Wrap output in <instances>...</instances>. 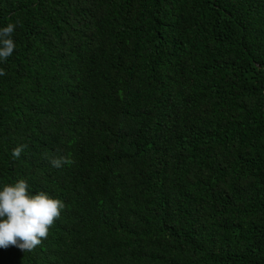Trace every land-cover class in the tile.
I'll list each match as a JSON object with an SVG mask.
<instances>
[{
	"label": "trees",
	"instance_id": "16d2710c",
	"mask_svg": "<svg viewBox=\"0 0 264 264\" xmlns=\"http://www.w3.org/2000/svg\"><path fill=\"white\" fill-rule=\"evenodd\" d=\"M16 22L0 183L65 207L0 264H264V0H0Z\"/></svg>",
	"mask_w": 264,
	"mask_h": 264
},
{
	"label": "clouds",
	"instance_id": "9594fccd",
	"mask_svg": "<svg viewBox=\"0 0 264 264\" xmlns=\"http://www.w3.org/2000/svg\"><path fill=\"white\" fill-rule=\"evenodd\" d=\"M19 22L0 27V64L13 55L16 48L14 33ZM5 72L0 69V77ZM24 146L11 151L13 159H19ZM53 168L60 169L71 161L60 156L49 160ZM65 205L62 200L38 191L32 193L25 179L0 183V249L14 246L22 252H31L48 236L50 227L57 220Z\"/></svg>",
	"mask_w": 264,
	"mask_h": 264
}]
</instances>
